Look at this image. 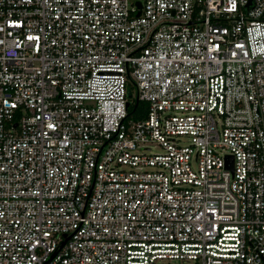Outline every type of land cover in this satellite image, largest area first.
Returning a JSON list of instances; mask_svg holds the SVG:
<instances>
[{"label": "built area", "instance_id": "built-area-1", "mask_svg": "<svg viewBox=\"0 0 264 264\" xmlns=\"http://www.w3.org/2000/svg\"><path fill=\"white\" fill-rule=\"evenodd\" d=\"M0 264H264V0H0Z\"/></svg>", "mask_w": 264, "mask_h": 264}, {"label": "trees", "instance_id": "trees-1", "mask_svg": "<svg viewBox=\"0 0 264 264\" xmlns=\"http://www.w3.org/2000/svg\"><path fill=\"white\" fill-rule=\"evenodd\" d=\"M131 91H133V88L130 87L129 91H128V97L130 100H132V103L134 101L133 95L131 96ZM135 105V102L133 103V106ZM132 110V109H131Z\"/></svg>", "mask_w": 264, "mask_h": 264}, {"label": "rangeland", "instance_id": "rangeland-1", "mask_svg": "<svg viewBox=\"0 0 264 264\" xmlns=\"http://www.w3.org/2000/svg\"><path fill=\"white\" fill-rule=\"evenodd\" d=\"M133 95V98L135 96V90L131 91V96Z\"/></svg>", "mask_w": 264, "mask_h": 264}]
</instances>
